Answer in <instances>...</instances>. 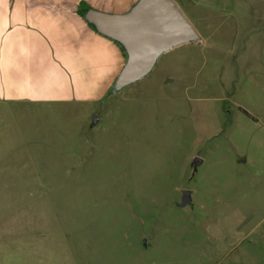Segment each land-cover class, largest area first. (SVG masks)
Segmentation results:
<instances>
[{
	"label": "rangeland",
	"instance_id": "obj_1",
	"mask_svg": "<svg viewBox=\"0 0 264 264\" xmlns=\"http://www.w3.org/2000/svg\"><path fill=\"white\" fill-rule=\"evenodd\" d=\"M176 1L199 35L142 78L0 104V264H264V0Z\"/></svg>",
	"mask_w": 264,
	"mask_h": 264
},
{
	"label": "crops",
	"instance_id": "obj_2",
	"mask_svg": "<svg viewBox=\"0 0 264 264\" xmlns=\"http://www.w3.org/2000/svg\"><path fill=\"white\" fill-rule=\"evenodd\" d=\"M139 2L0 0V104L40 111L104 100L126 65V50L89 16L127 15ZM249 9L261 18L264 4ZM202 21V26L221 32L223 22ZM251 23L247 19L230 32L237 38L241 31L247 40ZM244 54L246 58L248 46Z\"/></svg>",
	"mask_w": 264,
	"mask_h": 264
},
{
	"label": "water",
	"instance_id": "obj_3",
	"mask_svg": "<svg viewBox=\"0 0 264 264\" xmlns=\"http://www.w3.org/2000/svg\"><path fill=\"white\" fill-rule=\"evenodd\" d=\"M89 18L102 33L120 42L128 54L127 63L114 85L116 90L146 75L160 52L198 34L176 0H140L127 15L93 13ZM191 204L190 192H183L179 206Z\"/></svg>",
	"mask_w": 264,
	"mask_h": 264
}]
</instances>
